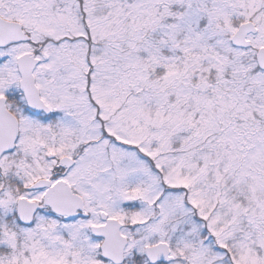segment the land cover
Here are the masks:
<instances>
[{"label": "snow or ice", "instance_id": "1", "mask_svg": "<svg viewBox=\"0 0 264 264\" xmlns=\"http://www.w3.org/2000/svg\"><path fill=\"white\" fill-rule=\"evenodd\" d=\"M0 264H264V0H0Z\"/></svg>", "mask_w": 264, "mask_h": 264}]
</instances>
